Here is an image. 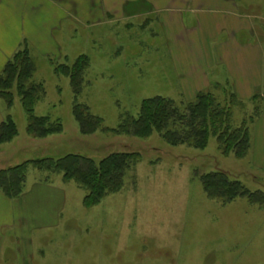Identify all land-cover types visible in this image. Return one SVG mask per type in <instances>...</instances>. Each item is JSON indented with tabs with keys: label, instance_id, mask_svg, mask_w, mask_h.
Listing matches in <instances>:
<instances>
[{
	"label": "rangeland",
	"instance_id": "1",
	"mask_svg": "<svg viewBox=\"0 0 264 264\" xmlns=\"http://www.w3.org/2000/svg\"><path fill=\"white\" fill-rule=\"evenodd\" d=\"M66 3L68 18L51 44L48 38L27 47L35 65L32 81L43 83L46 92L35 114L60 120L64 130L30 136L14 87L13 106L0 98V111L19 133L0 147V170L67 154L99 162L112 153L137 152L142 159L120 192L91 208L83 204L87 191L75 181L30 168L23 194L3 209L4 243L28 249L29 264H264V206L242 198L224 205L209 199L200 182L201 175L223 171L264 192V72L260 84L249 78V85L242 79L250 76L237 67H230L236 78L227 69L202 71L203 57L217 52H251L250 69L264 70V0H118L123 12L112 14L104 13L102 0ZM232 27L235 41L222 47ZM81 55L90 67L78 102L105 127L116 128L124 114L138 117L148 98L162 96L184 107L208 92L231 109L234 128L248 121L247 155L224 156L214 136L197 150L171 146L158 133L82 135L70 80L54 73L55 64L72 65Z\"/></svg>",
	"mask_w": 264,
	"mask_h": 264
},
{
	"label": "trees",
	"instance_id": "2",
	"mask_svg": "<svg viewBox=\"0 0 264 264\" xmlns=\"http://www.w3.org/2000/svg\"><path fill=\"white\" fill-rule=\"evenodd\" d=\"M90 67V59L81 55L72 65L55 64L56 76L69 78L74 95L73 116L82 135H92L98 131L148 138L158 133L171 146L186 145L204 150L211 136L216 137L224 156L234 155L244 158L251 146L248 121L234 128L231 109L219 102L212 93H198L196 100L182 107L175 101L162 96L148 98L142 102L138 117L124 114L116 128L104 126L101 117L91 113L86 104L78 102L85 86V74ZM35 65L27 47L17 51L7 62L0 74V98L11 108L16 87L22 107L27 115V133L34 138H47L60 134L64 126L60 120L37 116L36 104L45 95L43 83L33 82ZM235 99L233 97L232 104ZM254 117L249 120L253 123ZM15 121L8 116L0 126V144L9 143L18 136ZM137 152L112 153L99 162L80 155L67 154L61 158L27 160L19 165L0 170V191L8 198L23 194L30 168L49 173H61L65 181H75L87 191L83 203L91 208L102 200L123 189L127 173L141 162ZM200 182L207 197L226 205L236 199H246L250 204L264 206V192L251 191L238 180H233L223 171L200 176Z\"/></svg>",
	"mask_w": 264,
	"mask_h": 264
},
{
	"label": "crops",
	"instance_id": "3",
	"mask_svg": "<svg viewBox=\"0 0 264 264\" xmlns=\"http://www.w3.org/2000/svg\"><path fill=\"white\" fill-rule=\"evenodd\" d=\"M66 1L67 0H0V74H2L5 65L17 51L24 47L31 49V46H36L38 43H42L48 38V42L51 44L55 29H60L64 22V18H68L70 8H68L69 3L67 4ZM102 1L105 14L123 12L125 7L124 5L118 4V0ZM124 1L128 2L129 0ZM97 7L99 8V6ZM84 12L86 11H75L76 14ZM64 14L66 15L64 16ZM228 33L231 37L227 42L222 43V47L224 45L228 46V42L235 41V30L233 27L228 29ZM241 53L242 52H237L233 55H228L217 52L211 55V58L210 55L203 57V61L206 65L203 67L204 70L202 71L204 72L207 69V72L211 74L212 71L223 72L224 69H227L231 75L230 77L233 78L235 75L230 67H237L241 74H248V76H250L243 77V79L241 78L244 80L245 84L252 85L249 78H256L257 84H260L261 81H258L257 77H261L264 70H261L260 67H258V70L250 69L254 56H250L249 54L253 53ZM229 62L235 63L230 64ZM203 78H205V76ZM233 82L235 86L239 83L238 80H234ZM4 119L5 116L2 111H0V126L5 121ZM12 142L13 141L0 144V147ZM9 199L12 200L16 198H8L0 191V227H3L1 223L6 222L7 224L3 209L7 207ZM26 215H29V217L31 216L27 212ZM4 242L3 231L0 230V264H29L28 258H31V253L28 249L7 246ZM14 259L16 260L14 261Z\"/></svg>",
	"mask_w": 264,
	"mask_h": 264
}]
</instances>
